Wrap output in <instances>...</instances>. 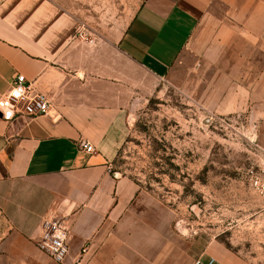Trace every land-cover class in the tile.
<instances>
[{
    "label": "crops",
    "instance_id": "obj_1",
    "mask_svg": "<svg viewBox=\"0 0 264 264\" xmlns=\"http://www.w3.org/2000/svg\"><path fill=\"white\" fill-rule=\"evenodd\" d=\"M263 37L264 0H0V98L21 73L52 104L46 116L0 114V184L24 186L2 195L14 235L0 242V264H57L35 243L44 220L64 215L71 256L88 243V264L109 254L123 264L122 217L139 186L110 163L126 110L154 96L191 52L220 64L233 42L239 53L240 40L264 52ZM240 54V65L259 69ZM257 72L252 93L264 100ZM205 254L214 264H242L219 243Z\"/></svg>",
    "mask_w": 264,
    "mask_h": 264
},
{
    "label": "rangeland",
    "instance_id": "obj_2",
    "mask_svg": "<svg viewBox=\"0 0 264 264\" xmlns=\"http://www.w3.org/2000/svg\"><path fill=\"white\" fill-rule=\"evenodd\" d=\"M249 43L240 40L239 53L230 44L220 64L191 52L154 96L126 110L110 163L139 186L122 217L123 264H214L205 254L214 243L242 264H264V199L249 183L264 155V100L250 83L252 72L264 76V52ZM241 50L258 70L240 65ZM18 188L0 184V242L14 235L2 195ZM104 264H115L110 254Z\"/></svg>",
    "mask_w": 264,
    "mask_h": 264
},
{
    "label": "built area",
    "instance_id": "obj_3",
    "mask_svg": "<svg viewBox=\"0 0 264 264\" xmlns=\"http://www.w3.org/2000/svg\"><path fill=\"white\" fill-rule=\"evenodd\" d=\"M50 99L38 91L21 73H16L6 94L0 98V114L7 120L30 119L46 116L51 111ZM81 148L92 152L94 147L87 141L80 142ZM260 174L249 178L253 188L264 199V155L259 162ZM43 230L36 247L57 264H87L88 243L71 256L70 221L67 215L53 216L43 221Z\"/></svg>",
    "mask_w": 264,
    "mask_h": 264
}]
</instances>
